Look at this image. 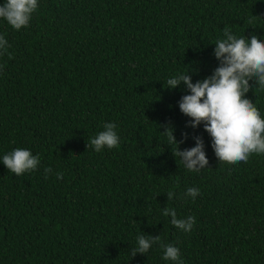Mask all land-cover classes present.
Returning a JSON list of instances; mask_svg holds the SVG:
<instances>
[{
  "label": "trees",
  "instance_id": "trees-1",
  "mask_svg": "<svg viewBox=\"0 0 264 264\" xmlns=\"http://www.w3.org/2000/svg\"><path fill=\"white\" fill-rule=\"evenodd\" d=\"M38 5L20 30L0 18V264H264V154L220 162L204 123L192 127L180 110L190 90L166 88L180 73L193 83L214 74L225 27L264 40V0ZM249 83L264 117V88ZM106 123L119 145L97 152L88 142ZM169 127L181 151L203 139L205 168L174 155ZM16 148L39 157L36 170L7 169ZM193 187L195 199L185 195ZM165 207L194 216L191 232ZM141 235L179 248L180 261L164 260L160 242L132 256Z\"/></svg>",
  "mask_w": 264,
  "mask_h": 264
},
{
  "label": "clouds",
  "instance_id": "clouds-1",
  "mask_svg": "<svg viewBox=\"0 0 264 264\" xmlns=\"http://www.w3.org/2000/svg\"><path fill=\"white\" fill-rule=\"evenodd\" d=\"M38 0H5L0 5V18H4L15 30L29 25L33 13L38 9ZM224 39L215 42V56L220 60V66L214 74L202 81L193 83L192 77L180 73L166 81V88L175 89L181 83L187 86L190 94L184 95L179 103L183 114L191 117V126L197 127L202 122L205 130L212 138V147L220 162L238 164L247 162L253 153L264 154V117L254 106L251 99L246 97L250 90V81L255 80L260 88H264V40L256 35L251 38H237L229 28L224 29ZM7 40L0 36V48H6ZM104 131L88 142V147H94L100 152L105 147L116 148L119 136L115 131V123H106ZM167 144L179 145L171 127L164 132ZM196 146L181 151L179 146L173 148L176 157H180L184 166L190 171L199 172L209 161L204 150V141L196 137ZM7 169L16 175L36 170L40 160L30 150L16 148L2 158ZM46 168L45 173H51ZM58 179H63L62 173H56ZM199 194V189L188 188L185 195L193 199ZM169 200L175 196L174 192H167ZM165 217H171L170 223L176 228L191 232L196 218L188 216L186 219L177 218L175 209L165 207ZM161 241L160 236L146 238L137 237V247L132 256L137 253L146 254L153 244ZM163 259L166 261H180V250L173 245H165ZM180 264H183L180 261Z\"/></svg>",
  "mask_w": 264,
  "mask_h": 264
}]
</instances>
